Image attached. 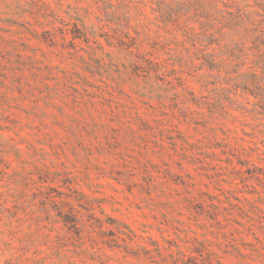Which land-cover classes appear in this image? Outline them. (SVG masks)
Masks as SVG:
<instances>
[{"label": "rangeland", "instance_id": "rangeland-1", "mask_svg": "<svg viewBox=\"0 0 264 264\" xmlns=\"http://www.w3.org/2000/svg\"><path fill=\"white\" fill-rule=\"evenodd\" d=\"M0 264H264V0H0Z\"/></svg>", "mask_w": 264, "mask_h": 264}]
</instances>
